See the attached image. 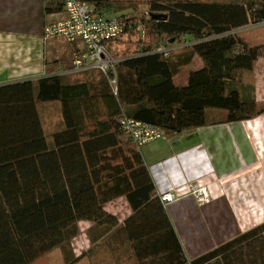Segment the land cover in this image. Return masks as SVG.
I'll return each instance as SVG.
<instances>
[{"label":"trees","instance_id":"obj_1","mask_svg":"<svg viewBox=\"0 0 264 264\" xmlns=\"http://www.w3.org/2000/svg\"><path fill=\"white\" fill-rule=\"evenodd\" d=\"M145 5L149 13L163 16L117 14L123 32L108 47L123 35L138 37L120 55L111 49L121 57L115 93L99 71L94 87L64 82L56 70L36 81L0 86V264H31L56 247L65 252L79 220L98 225L100 234L107 232L117 218L103 205L120 195L131 209L120 228L137 264H238V255L250 247L244 241L264 234L261 223L188 260L139 147L118 122L123 112L172 135L207 124L208 109H222L223 122L264 110L232 84L238 70L251 69L264 46L248 45L230 32L264 19V0H147ZM59 8L49 3L44 12ZM186 36L194 40L188 49L155 50ZM194 55L202 66L190 70L184 84H175L173 75ZM52 100L60 104L65 127L48 143L37 103Z\"/></svg>","mask_w":264,"mask_h":264},{"label":"crops","instance_id":"obj_2","mask_svg":"<svg viewBox=\"0 0 264 264\" xmlns=\"http://www.w3.org/2000/svg\"><path fill=\"white\" fill-rule=\"evenodd\" d=\"M85 1L92 3L108 16L124 12H120L119 9L123 8L125 0ZM219 1L236 4L246 2V0ZM45 2L46 0H0V37L11 36L14 40L11 44L0 45V86L26 80L36 81L57 67H67L72 52L82 48L80 42L57 44L62 40L59 37H51L45 41L42 39L43 20L52 22L64 15L62 7L46 14ZM260 26L262 27L258 22L248 23L230 32H236L245 42L255 45L264 38V34L257 30L261 28ZM22 37L29 38V41L22 42ZM193 41L186 36L182 42L172 46L177 50H185ZM114 44L111 45L113 50ZM201 66V59L194 55L188 64L173 75V82L184 84L189 71ZM61 76L64 82L85 81L93 87L98 85L101 79L96 70ZM251 79L252 98L255 104L264 105V56H258L255 60ZM46 105L49 107L45 108ZM37 111L46 140L52 143L53 134L65 127L60 104L56 100L38 102ZM151 143H153L151 150H147L149 147L142 148ZM223 143L236 144V153L240 157L238 162H241H237L239 168L243 170L245 165L252 164V188L237 186L232 190L221 189L216 191V195L221 198L205 204L197 203L192 194L178 193L188 183L199 182L218 173V157L225 148ZM227 147L229 149L228 144ZM139 151L157 196L163 191L178 194L176 199L168 203L159 200L188 260L264 223V219L260 217L264 213V110L252 118L241 121L219 123L209 121L191 131L165 134L163 138L143 144ZM250 151L251 155L245 156L246 152L248 154ZM223 172L222 175L225 176L226 173ZM247 197H252L251 205L246 203ZM103 208L117 218L116 225L100 234L98 225L89 220H79L78 233L70 239L65 252L62 248L56 247L60 249L63 258L67 255L69 264H74L83 257L90 259L89 264H137L126 233L120 228L124 219L131 213L125 197L117 196L106 202ZM232 211L236 212L235 218L247 220L240 224H230V217L233 216H230L229 212ZM244 211H247V217L243 215ZM251 220L256 222L251 223ZM78 241L85 246L79 251L74 248ZM244 242L250 247L238 255V264L241 262L244 264L248 259L252 264H261L260 245H264V234L257 233Z\"/></svg>","mask_w":264,"mask_h":264},{"label":"built area","instance_id":"obj_3","mask_svg":"<svg viewBox=\"0 0 264 264\" xmlns=\"http://www.w3.org/2000/svg\"><path fill=\"white\" fill-rule=\"evenodd\" d=\"M55 1L61 4L64 15L43 26V39L60 37L68 43L82 44L81 49L72 52L69 66L59 67L55 72L64 75L85 70L99 71L115 93L116 66L121 57L114 55L108 44L123 32L122 18L117 15L108 16L85 0ZM144 13L150 15L147 10ZM257 22L264 25V19ZM172 49H174L172 45H158L155 50L167 54ZM118 122L126 136L139 148L143 144L165 136V132L160 127L129 117L123 112L120 113ZM158 196L162 202L167 203L176 199L172 191L160 192Z\"/></svg>","mask_w":264,"mask_h":264},{"label":"rangeland","instance_id":"obj_4","mask_svg":"<svg viewBox=\"0 0 264 264\" xmlns=\"http://www.w3.org/2000/svg\"><path fill=\"white\" fill-rule=\"evenodd\" d=\"M146 0H125L124 3L122 4L123 8H120V12L124 11L122 13H127V12H133L136 11V14H142L144 13V11L146 10V5H145ZM51 4V5H56V7H59V5L56 3L54 0H46L45 5L46 4ZM50 20H43V24L42 26H44L45 24L49 23ZM257 23V22H256ZM261 27V26H260ZM253 30V29H252ZM257 30L261 31L262 34H264V25H262L261 28H257ZM232 34L237 36L236 32H231ZM122 37V41H118L114 44V51L116 52V54L120 55L121 53H124L127 50V43L131 42L133 43L134 41H136L138 35L137 33H135L133 36L127 37V36H121ZM238 37V36H237ZM60 38V37H59ZM43 39V37H42ZM49 39V38H47ZM146 39V38H145ZM22 42H25L26 40L29 41V38L27 37H22ZM44 41L46 39H43ZM42 40V41H43ZM13 38H11V36H3L0 37V45H5L7 43L11 44L13 42ZM5 43V44H3ZM67 42L65 40H60V42H57V44H61L64 45ZM248 45H262L264 46V38H262L260 40L259 43L253 45V44H249ZM174 45V44H173ZM113 48V47H112ZM174 48V47H173ZM111 50V49H110ZM113 50V49H112ZM264 56V48H262V54H260V56ZM71 60V59H70ZM255 62V61H254ZM254 62L252 64L251 69L249 70H238L235 75H234V79L232 80V84L235 85L238 89L239 92L241 94V96L245 99H250L252 98V90H251V77L253 75V67H254ZM62 67V66H60ZM59 68V67H57ZM57 68L55 70H57ZM250 85V86H249ZM256 108H261L264 107V105H257L255 104ZM45 108H48L49 105L44 106ZM207 114H208V122H223V118H224V114L225 112L222 109H208L207 110ZM227 144L229 146V149L227 147ZM153 143L151 144H147L146 146H143L142 148L145 147H149L147 150H151L153 148ZM223 145L225 146V148H223V151L221 152V158L218 157L219 161H218V173L213 174L211 177H208L202 181L199 182H192V183H188L186 185V187H183L182 190H179L178 193H189L192 194V196L195 198V200L197 201V203H210L212 201H216L218 200V198H221L219 196L216 195V191H219L221 189H236L237 186L239 188H252L253 186V168H252V164L250 163L249 165H245V169H241L239 168L240 166L238 165V163H241L239 160V156L236 153V144L235 143H223ZM251 145V143H250ZM151 146V147H150ZM233 146V147H232ZM220 154V153H219ZM251 155V151L247 154H245V156H250ZM238 162V163H237ZM239 168V170L237 169ZM223 171H227L223 172ZM221 172V173H220ZM223 173H226L225 176L222 175ZM205 191V193L203 192ZM178 195V194H177ZM176 195V196H177ZM233 198V197H231ZM246 203L250 204L252 203V197H247L246 199ZM236 213V212H235ZM234 211L229 212L230 216V224L231 223H237L240 224L242 223V221H246L247 218L241 219V217L235 218V214ZM244 213L243 215L245 217L248 216L247 211L242 212ZM240 213V214H242ZM261 219H264V213L261 214ZM251 223H255L256 220H251ZM85 246L82 245L79 241L78 244L77 242L75 243L74 248L81 250L82 248H84ZM92 260L94 261V259L92 258ZM90 259L88 257H83L79 260H77L74 264H89ZM31 264H65L64 262V258L61 254V251L59 248H54L48 252H46L45 254L39 256L37 259H35ZM104 264V263H103Z\"/></svg>","mask_w":264,"mask_h":264},{"label":"water","instance_id":"obj_5","mask_svg":"<svg viewBox=\"0 0 264 264\" xmlns=\"http://www.w3.org/2000/svg\"><path fill=\"white\" fill-rule=\"evenodd\" d=\"M161 16H163L161 13H150L152 19H159Z\"/></svg>","mask_w":264,"mask_h":264}]
</instances>
